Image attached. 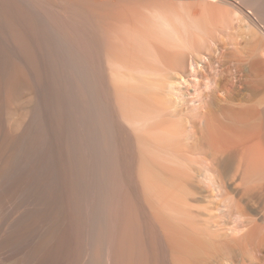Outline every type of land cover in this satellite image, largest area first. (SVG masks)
<instances>
[{
  "label": "bare ground",
  "instance_id": "6f19581e",
  "mask_svg": "<svg viewBox=\"0 0 264 264\" xmlns=\"http://www.w3.org/2000/svg\"><path fill=\"white\" fill-rule=\"evenodd\" d=\"M177 1L0 0V264H264L263 89L176 100L201 21L264 39V0Z\"/></svg>",
  "mask_w": 264,
  "mask_h": 264
},
{
  "label": "rangeland",
  "instance_id": "374dc122",
  "mask_svg": "<svg viewBox=\"0 0 264 264\" xmlns=\"http://www.w3.org/2000/svg\"><path fill=\"white\" fill-rule=\"evenodd\" d=\"M201 1L202 3L200 4ZM204 1L203 0H178L177 2H179L178 8L181 9L182 12L188 11L187 17L190 12L191 14H193V12H196V11L198 12L200 8H203V9H200L202 11V12L200 11L201 12L200 14L204 13L205 15L206 11H208L207 13H209L208 14L209 17L211 14L214 15L216 12L217 13L214 15L215 17L217 14L218 15L219 14L222 15V13L225 14L227 13L226 10L230 14V11L233 10V9L230 10L231 7L228 5H225L224 3L218 4V3H214V1L206 0L205 4H203ZM197 2L199 5H197ZM194 3H196V5H194ZM213 3L219 6L214 7ZM187 5H190L192 10L190 9V6H187ZM193 5L196 7H194ZM184 6L187 10L183 8ZM228 7H229V10H228ZM182 8L185 9L186 11L183 10ZM210 8L212 9V11L210 10ZM193 10H196V11H193ZM213 15H211L213 18L210 17V19L212 18V20L214 21L215 19ZM236 15L239 16L238 13H236ZM236 15H235V19L233 20V30L234 32L237 31L235 32V34L237 33L236 35H238L239 40L237 39V41H239V45H236L235 42H233L234 40L233 36L229 34L228 36L226 32L225 33L223 32L224 30L219 29V28H222L220 27L221 25L219 23L217 24L218 22L217 19L219 16L215 20L217 21L216 25L217 26L219 25L218 28H216L217 26L215 25V28H216L215 30L212 29L214 27V25L213 27L211 25L212 21H210L211 22L210 23L211 27H210L209 21H206V23L204 21L203 23V21H201L200 19L202 15L199 17L200 19L199 22L201 21L204 27L207 25V22H208L209 26L207 25L206 28L204 29L205 30L206 29L208 30V28L212 29L211 31L208 30L210 33L208 31L205 32L204 30V34H203L202 32L203 30L199 32L200 30L198 31L196 27L197 25H193V27H196V30L199 32V34L201 33L203 34L198 37L199 35L197 34L198 32H196V30H193L192 29L193 27L191 29L189 28L190 31L193 30L197 34L196 35L193 32V34H195L198 38L205 36L209 39L204 38V37L202 38L203 40L206 39V42H203L204 43V45L202 44L203 47H200L201 51H200V48L198 50L200 55L199 53H195L196 52L195 51L194 52L195 55L193 54V56L195 57H193L191 54H189L190 49H188L189 51L185 49H184L185 51L184 50L182 51V53L185 56L187 55V61H186L187 64L185 67L186 70L184 69L185 75L183 76V79L185 81L180 86L176 87L178 91V94H177L178 96L176 95L177 96L176 100L178 103V108H180L181 112L187 113L189 115L191 111L193 112V110L198 111V112H204V111H207L208 109L209 110L213 109L214 111L215 110L223 111L227 109V111L228 110L230 111L233 108L234 109L238 108V106L241 108V105L244 106V104H249L251 102H254L255 96L257 94L261 96L262 89L264 92V65L262 64L264 62H262L263 56L260 53V46L263 43L261 41L262 40L264 41V39L261 38L262 34L255 32L256 28L253 27V25L250 22H247V20L242 21L244 19L241 17L242 18L241 20V18L236 17ZM191 16L192 15H190V17ZM190 17H188V19L185 18V20L187 19V21H189ZM193 19L195 20L194 17ZM203 20H205V18ZM192 21H189V22L192 23ZM197 21L195 20V22ZM195 22L194 24H196ZM187 24L189 23L187 22L186 25ZM188 26L191 27V24L187 25V27ZM182 29H183L182 30L183 33L184 32L187 33V31L189 30L187 28L186 30L185 28H182ZM221 30L223 33L221 32ZM253 30L255 31L253 32ZM213 31H216V34ZM206 33L208 35H214V37L213 36L209 37L206 35ZM195 86L198 87L196 90H194ZM263 95L264 94L262 93V97H264ZM253 98L254 100H252ZM248 99L252 101L248 102L249 101ZM262 99L263 98H260L259 100H262ZM256 100H257V96H256ZM190 125H191V120L190 118H188V130L191 129ZM214 191L216 194V198L219 199L222 195L221 190L218 187H215ZM232 209H233V206H230L229 208L225 210L226 220L227 221L229 220L228 221L229 226L239 224V220H237V217L235 213L232 212ZM263 209H264V205H263ZM242 223L244 225H247L249 223V220L244 219L242 220Z\"/></svg>",
  "mask_w": 264,
  "mask_h": 264
}]
</instances>
